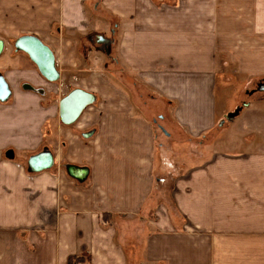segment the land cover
Returning <instances> with one entry per match:
<instances>
[{
	"label": "crops",
	"instance_id": "obj_1",
	"mask_svg": "<svg viewBox=\"0 0 264 264\" xmlns=\"http://www.w3.org/2000/svg\"><path fill=\"white\" fill-rule=\"evenodd\" d=\"M92 3L107 23L94 36L108 40L106 51L96 48L119 53L123 80L113 73L104 91L93 59L77 60L96 74L95 99L66 125L65 94L52 104L23 88L35 68L13 42L37 36L60 68L73 44L63 35L88 31ZM21 18L43 22L20 27ZM0 38L11 90L0 102V264H264V94L234 118L246 148L211 149L217 132L199 139L233 110L218 104V82L264 80V0H0ZM154 118L188 137L174 143L192 153L157 166ZM42 151L53 155L49 169L26 171L25 158ZM165 181L171 206L156 197Z\"/></svg>",
	"mask_w": 264,
	"mask_h": 264
},
{
	"label": "rangeland",
	"instance_id": "obj_2",
	"mask_svg": "<svg viewBox=\"0 0 264 264\" xmlns=\"http://www.w3.org/2000/svg\"><path fill=\"white\" fill-rule=\"evenodd\" d=\"M95 3V2H94ZM94 3H92L90 5V7L88 8V17H89V21H90V27L88 29V31H83L85 33H73V34H64L63 37H68L71 38V40L73 41V44L71 45L72 51L70 54V50H67V48L63 49L64 53V57H63V66L57 65V69L58 71H62V76L60 74V79L53 81V82H48L37 70L35 64L34 68H35V82L34 84H32V86H34L36 89H38L39 87L43 88L44 92L43 93H39L36 92L34 90H32L33 92H35L36 94H38L41 98H44L46 101L51 100L52 104L55 103V100H57L58 98H60L62 95L67 94L70 90L74 89V88H81V86H84L86 91H94V89L96 88V85L94 83V80L96 78V74L91 76H89L88 72L87 74L82 71V66L80 67L79 65H82V59L85 57L84 60V64L85 65H89L90 63H92V59L94 62V69L99 71L98 73L100 74V81L101 83H104V91L106 90V86L107 85V77L110 76L112 77L113 73L117 74V75H121V80H123V66L121 65V63L118 64H114L112 62V59L114 58H119V53L116 51V55L112 52H110L109 55L104 54L102 51L97 50V40H95V35H97V32H99L98 34H105L107 33V23L106 20L102 19L100 16V14L105 15V11L104 8H102L100 6V4H98V14H93V10H94ZM24 6H26L25 4H23ZM96 11V13H97ZM16 21H19L18 25L20 27H27V24H34V25H40L42 24L43 20L42 19H34V20H27V19H18ZM31 25V26H32ZM5 26V25H4ZM88 34V36H87ZM90 34V36H89ZM106 35V34H105ZM21 36V35H20ZM5 37H11V36H6ZM19 37V36H18ZM12 39V38H11ZM13 42V40H9V46L11 48V43ZM87 50V51H86ZM65 56H66V61H65ZM72 57L73 61H71V59L69 57ZM86 56L88 57L87 61H86ZM89 57H91L92 59H90ZM80 61L81 63L78 64V62L76 61ZM111 60V61H110ZM75 63V65H73ZM66 64V65H65ZM115 66V67H114ZM226 70V74H230L233 72V70L225 69ZM231 76V75H230ZM230 76H226L227 78V82L226 83H219L218 85H222V89H218L217 92V98H218V104L221 105H225L227 106L229 109L234 110V103L236 100V97L241 96L242 100H244V102L248 101L251 96L255 93L257 84L253 83L251 86L246 87L244 86L243 88H237L239 86L238 83H234L231 82L232 80H230ZM89 77V78H87ZM224 78V77H223ZM44 80L45 83L44 85H42L40 83V85L38 84L40 82V80ZM229 79V81H228ZM264 82V80L262 81ZM75 86V87H74ZM73 87V88H72ZM88 89V90H87ZM122 89V88H121ZM49 90V93L48 91ZM251 91H253L252 93H250ZM47 92V93H46ZM259 92V91H258ZM139 93V92H137ZM257 93V92H256ZM261 94H264L263 92H259ZM63 97V96H62ZM61 97V98H62ZM49 99V100H48ZM244 102H239L238 106H240L242 103ZM149 103V102H148ZM256 102L252 101V104L254 105ZM237 107V106H236ZM235 107V108H236ZM232 110V111H233ZM229 112V111H228ZM155 117V116H153ZM155 120V134L158 137V141H157V145L160 147L159 149L156 151V164L157 166H159L160 162H161V156H162V160L165 162V165H167V163H170V161L175 157L177 160H181L183 158H185V156L191 151H193L194 149H191V147L187 146V145H181V144H177L174 143V141H176V139L180 140V139H185L188 137H185L184 135H182L180 132L176 133L175 131H172V136L169 134L170 128L166 125V129H164L165 134L162 130H160L159 126V118H154ZM227 122V121H226ZM224 122L221 126L218 124L215 126V129L210 131V133H208L206 136L204 137H199V139L201 141H209L212 137V134L216 133L215 137L213 138V144L211 146V149L215 148L218 150H226V149H236L240 150V148H246V145H242L241 146V141H243L245 138H250V136L248 135H240L237 132V127L236 124H238L239 120L238 118L236 119H232L230 122L226 123ZM163 124L165 125L166 122L164 121ZM187 144V143H185ZM161 149V150H160ZM209 150V147L206 149ZM51 153V152H50ZM52 154V153H51ZM34 155V154H33ZM53 156V155H52ZM29 158H25L23 167L26 171H28L27 168V161ZM53 168V167H52ZM49 169V168H48ZM45 170V169H44ZM43 171V170H42ZM30 172V171H28ZM164 186L162 185L163 188H161V195L160 196H156L161 198V200L165 203L168 204L169 206H171L170 200H169V196H168V192L170 189V185L169 182L165 181L164 182ZM157 189H154V193L153 195L157 192ZM156 195V194H155ZM169 208V207H168ZM172 214H174V210L169 209ZM8 229V228H5ZM4 229V230H5ZM9 233V232H8ZM5 234V233H4ZM76 260H84L81 258H77V259H72L71 263H73V261ZM89 260V259H87Z\"/></svg>",
	"mask_w": 264,
	"mask_h": 264
},
{
	"label": "water",
	"instance_id": "obj_3",
	"mask_svg": "<svg viewBox=\"0 0 264 264\" xmlns=\"http://www.w3.org/2000/svg\"><path fill=\"white\" fill-rule=\"evenodd\" d=\"M97 42L101 44H108V40L103 36L99 35L97 37ZM13 46L15 50L24 52L28 58L33 62L38 70V72L48 81L53 82L59 79L60 74L55 65V59L53 52L50 48L44 44L37 36L32 34H25L17 37ZM4 49V40L0 38V54ZM23 88L36 90V88L30 86L29 84L24 83ZM38 91L41 92V88H38ZM253 91H264V82L260 81L257 83V87ZM251 91L250 93H252ZM11 95V90L6 82L4 76L0 73V102L6 101ZM95 96L93 93L83 90L81 88H74L70 90L67 94H65L62 98H60L58 104V116L60 121L63 124L70 125L74 123L84 108L86 106L92 104L94 102ZM247 103L244 102L242 105L234 108L233 111L227 112L223 119L218 123L220 126L224 122H230L233 118H235L241 108L246 106ZM93 130L83 132L81 134L82 137L88 138L92 136ZM8 157H12V152L9 151L6 153ZM53 163L52 154L48 151H42L40 153L31 155L27 161V168L30 172H39L41 170L49 168ZM74 170H77L81 173V171H86L85 169L77 168L73 166ZM85 172H82L83 178Z\"/></svg>",
	"mask_w": 264,
	"mask_h": 264
},
{
	"label": "built area",
	"instance_id": "obj_4",
	"mask_svg": "<svg viewBox=\"0 0 264 264\" xmlns=\"http://www.w3.org/2000/svg\"><path fill=\"white\" fill-rule=\"evenodd\" d=\"M41 92L38 91V89L34 90L36 92H39V93H43V89L41 88ZM72 264H91L90 260H87V259H84V260H76V261H73Z\"/></svg>",
	"mask_w": 264,
	"mask_h": 264
},
{
	"label": "flooded vegetation",
	"instance_id": "obj_5",
	"mask_svg": "<svg viewBox=\"0 0 264 264\" xmlns=\"http://www.w3.org/2000/svg\"><path fill=\"white\" fill-rule=\"evenodd\" d=\"M95 40H97V38L95 37ZM98 46H100L103 50H105L106 51V45L104 44H98ZM44 91V90H43ZM159 128H160V126H158Z\"/></svg>",
	"mask_w": 264,
	"mask_h": 264
},
{
	"label": "trees",
	"instance_id": "obj_6",
	"mask_svg": "<svg viewBox=\"0 0 264 264\" xmlns=\"http://www.w3.org/2000/svg\"><path fill=\"white\" fill-rule=\"evenodd\" d=\"M72 259H73V257H69V258H68V261H67V264H70L71 261H72Z\"/></svg>",
	"mask_w": 264,
	"mask_h": 264
}]
</instances>
